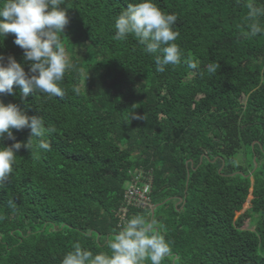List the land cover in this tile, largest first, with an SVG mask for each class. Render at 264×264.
<instances>
[{"label": "trees", "instance_id": "obj_1", "mask_svg": "<svg viewBox=\"0 0 264 264\" xmlns=\"http://www.w3.org/2000/svg\"><path fill=\"white\" fill-rule=\"evenodd\" d=\"M139 2L65 0L70 23L61 39L73 67L60 84L64 96L23 100L16 86L15 96L0 95L55 126L43 137L51 149L37 139L32 151L22 148L0 189V264H61L76 242L109 252L137 171L153 175L157 209L132 210L128 219L157 221L172 247L162 264H264V35L247 34L248 0H155L177 14L183 53L164 72L134 36L113 39L115 17ZM14 39L7 36L0 54L23 64ZM13 134L4 146L26 144L30 130ZM243 152L245 168L236 165ZM160 206L168 210L158 213ZM256 219L255 231L245 229ZM88 230L94 237L85 238Z\"/></svg>", "mask_w": 264, "mask_h": 264}, {"label": "clouds", "instance_id": "obj_2", "mask_svg": "<svg viewBox=\"0 0 264 264\" xmlns=\"http://www.w3.org/2000/svg\"><path fill=\"white\" fill-rule=\"evenodd\" d=\"M65 0H0V46L9 34H14V44L23 50V61L20 63L14 56L0 54V95H16L14 86L21 89V98L26 100L29 94L43 93L46 98L63 97L60 86L67 70L73 67L61 39L65 28L70 23L68 8L61 7ZM248 9L244 18L249 37L264 35V6H257L252 0L246 2ZM178 20L175 13H168L158 7L155 0H140L129 3L115 17L114 40H126L134 36L143 51L153 56L156 70L164 72L166 66H177L182 63L183 53L175 41L179 32L174 30ZM191 69L197 63L184 61ZM25 65L28 71H25ZM218 64L213 61L206 66L210 74L216 73ZM79 93V87L73 89ZM132 119L142 120L145 116L134 114ZM30 130L26 144L16 142L4 146L5 138L14 140L13 130ZM55 132V126L46 125L45 119L25 114L18 104H5L0 99V189L11 177L17 152L22 148L32 151V142L41 150L51 149L49 142L43 139ZM251 198V197H250ZM254 200V199H253ZM10 208H15V201H8ZM119 227V226H118ZM92 230L84 233L85 238L94 237ZM109 252L99 251L95 254L76 242L67 252L61 264H162L172 255L171 241L160 234L155 219H147L137 214L119 227L114 236L106 241Z\"/></svg>", "mask_w": 264, "mask_h": 264}, {"label": "built area", "instance_id": "obj_3", "mask_svg": "<svg viewBox=\"0 0 264 264\" xmlns=\"http://www.w3.org/2000/svg\"><path fill=\"white\" fill-rule=\"evenodd\" d=\"M154 185L153 175L143 171H137L126 188L123 207L117 214L121 227L126 223L132 210L152 213L155 207L152 201V190Z\"/></svg>", "mask_w": 264, "mask_h": 264}, {"label": "rangeland", "instance_id": "obj_4", "mask_svg": "<svg viewBox=\"0 0 264 264\" xmlns=\"http://www.w3.org/2000/svg\"><path fill=\"white\" fill-rule=\"evenodd\" d=\"M236 165H237V166H242V167H244V168H245V167H248L249 162H248V160H247V158H246V154H245V152H243V153H241V155H239V157L237 158V163H236ZM251 200H252V199L249 198L247 204L245 205V208H244L243 213L239 214L238 218H240L241 216L245 215L246 212H248V211L251 209V207H252V201H253V200H252V201H251ZM173 204H174V203H173ZM161 209H163V210H165V211L168 210L167 207H165V206H160V207H159V210H158V213H161ZM257 221H258V219H256V221H254V222H252V223H251V221H247V222H246V225H245V229H249V230H253V231H255Z\"/></svg>", "mask_w": 264, "mask_h": 264}, {"label": "crops", "instance_id": "obj_5", "mask_svg": "<svg viewBox=\"0 0 264 264\" xmlns=\"http://www.w3.org/2000/svg\"><path fill=\"white\" fill-rule=\"evenodd\" d=\"M156 209H157V208H156ZM156 209H155V211H156ZM155 211H154V212H155ZM154 212H152V213H154ZM118 219H119V218H118ZM119 221H120V219H119ZM120 223H121V222H120ZM120 226H121V224H120Z\"/></svg>", "mask_w": 264, "mask_h": 264}, {"label": "water", "instance_id": "obj_6", "mask_svg": "<svg viewBox=\"0 0 264 264\" xmlns=\"http://www.w3.org/2000/svg\"><path fill=\"white\" fill-rule=\"evenodd\" d=\"M251 199L253 200V199H254V197H253V196H251ZM252 200H251V201H252Z\"/></svg>", "mask_w": 264, "mask_h": 264}]
</instances>
